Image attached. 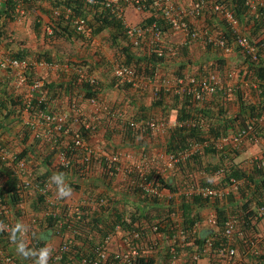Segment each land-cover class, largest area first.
I'll use <instances>...</instances> for the list:
<instances>
[{"label":"built area","instance_id":"2783aa9c","mask_svg":"<svg viewBox=\"0 0 264 264\" xmlns=\"http://www.w3.org/2000/svg\"><path fill=\"white\" fill-rule=\"evenodd\" d=\"M15 18H42L44 10L49 18L58 25H69L81 39L90 41V46L102 50L100 37L94 35L95 26L92 18L100 12L110 14L120 19L125 28L126 43L134 49L150 50L159 58L168 55L176 56L177 48L167 44L168 31L182 34L184 43L200 42L206 48H212L228 55L233 52V46L239 48L242 54L251 62L258 63L264 53V38L253 41L244 32L236 10L220 0H192L188 5H179L174 0H11ZM80 2L81 9L76 3ZM247 14L254 17H264V0H246ZM133 9L138 14L150 13L155 18L151 23L133 24L128 19V12ZM86 14V15H85ZM215 19L222 23L232 34V42L212 26L205 24L199 27L192 20ZM162 22V23H161ZM166 29V30H165ZM54 26L49 28L53 36ZM111 70L118 82L134 89L150 90L154 96L173 94L185 96L194 102L220 92L231 93L236 85L232 83L233 73H229L228 81L217 72L203 73L200 77L186 74L181 77H143L139 76L134 67L121 59L110 60ZM58 70L59 65L29 58H14L0 52V69L14 75V85L25 91L26 107L24 115L28 117L24 123L31 126L36 139H44L50 145L51 151H56L55 166L59 170H70L73 158L67 151L58 150L59 136L69 138L68 149L76 152L79 161L93 170L95 166L104 168L115 180L121 182L127 190H137L143 196L173 204L177 199L190 200L202 198L209 203L223 201L232 193H238L243 181L230 178L226 185L218 184L225 178L227 170L219 167L211 176L215 183L208 181L187 183L179 189L163 188L156 177L151 176L154 167L160 166L159 174L173 170L188 162L204 148L214 145L220 151L234 152L246 146L264 145V114L250 120L247 126L237 127L219 139L192 142L184 150L176 153H162L159 158L142 153L138 160L132 161L130 154H108L103 148L93 146L89 139L96 133L102 121L105 110L100 100L93 96L87 101H73L66 110L53 112L50 109H34L33 101L38 92L44 88L45 81L41 77L32 79V69ZM82 77L91 84H97L98 79L87 72ZM257 85V84H256ZM86 102V103H85ZM32 115H31V112ZM123 128L136 132L152 133L163 136L171 129L192 128L198 124L195 119L172 123L163 120L139 119L129 115L123 109L107 110ZM20 152L12 150L3 144L0 138V162L6 163L18 179L20 202L18 211L21 216L20 236L26 247L38 249L34 229L41 226L44 220H52L61 244L53 249L50 258L42 264H142V261L154 259V264H200L208 258L211 264H264V234L242 228L235 215H227L222 225L220 240L209 235L199 238L197 231H191L183 223V218L177 211L172 212L170 219H159L148 226L139 221L126 224L127 218L117 219L109 228L100 227L104 234L91 227V220L97 210L109 207L112 197L105 194L88 193L79 201L71 203L66 195H61L60 187L52 180L44 181L42 174L36 172L31 164L19 157ZM259 161V168L264 170V156L254 158ZM159 164V165H157ZM206 174L205 172H203ZM88 177L84 176L83 178ZM1 185V182H0ZM35 198H40V210L32 208ZM177 198V199H175ZM257 213L264 221V189L261 192V203ZM14 210L5 202L0 193V227L5 234L12 231ZM171 222L172 234L167 226ZM28 222V224H24ZM207 222L210 226H218V217L210 213ZM47 226V224L45 225ZM92 230V231H91ZM163 230V231H161ZM87 235L93 242L87 250L80 244ZM116 239L120 246L113 250ZM195 246L192 252L189 248ZM44 251V250H43ZM42 251L36 254L39 256ZM155 256H160L157 260ZM0 264H18L15 255L0 245Z\"/></svg>","mask_w":264,"mask_h":264},{"label":"trees","instance_id":"16d2710c","mask_svg":"<svg viewBox=\"0 0 264 264\" xmlns=\"http://www.w3.org/2000/svg\"><path fill=\"white\" fill-rule=\"evenodd\" d=\"M50 2L54 3V0H50ZM223 2H226L227 4L230 3L228 0H223ZM232 3L234 5L233 8L236 10L242 23V17L247 14V8L245 7L246 0H232ZM0 4V45H2L6 40H13V37L8 34L7 28L10 23L16 22L20 19L15 18L13 15V4L11 0H0ZM76 5L78 6L77 9L82 8L80 2H77ZM50 19L51 25L54 26L55 31L53 37L55 39L67 41L70 44H76L78 41L77 38L80 37L77 36V34L69 27V25H58L55 24V21L52 18ZM154 19L155 18H145L144 22L142 23H151L154 21ZM92 21L95 26L94 35L99 36L104 32H108L110 35V40L112 41V44L115 48L119 49L117 46H123L121 49L122 54L120 55V59L129 66L134 67L139 76L158 77L160 75L158 68L164 64L166 57L159 58L150 50H146L145 48L136 51L140 56L138 54H134V48L128 46V44H123L126 43L127 38L124 25L120 19L112 16L110 12H100L99 14H96L94 18H92ZM250 21H252V25L254 24L252 26L253 28L251 27L248 29V25L250 24L248 22L247 24H244L245 26H243V30L246 34L251 33V40L255 42L259 40V38H261V36L264 34V17L257 18L252 16ZM32 27L36 33L40 34V23H33ZM224 29V36L228 38L230 42H232V34L226 28ZM81 41L84 44L90 45V41L87 39H82ZM184 49L185 47L177 48V55L171 56L172 59H176L181 55H184ZM37 56L51 61L49 59L51 58L50 56ZM242 56L244 55L242 54ZM11 57L23 59L27 58V55L17 53L13 54ZM244 58V63L245 65L247 64V69L232 70L237 71V85L235 90L231 93L220 92L216 95L205 98L201 102H194L191 98L185 96H175L173 94L162 93L159 96L153 97L152 106L148 107L143 104V106L139 107L138 116L140 118L155 119V113L153 114L152 109H159L161 111L159 120L169 121L170 119H175L174 123L188 119H195L198 121V124L195 127H176L163 135L164 142H162L160 145L163 153H176L184 150L192 142L203 143L208 140L210 141L212 137L217 140L223 135L227 134L229 129L235 130L237 127L247 126L250 120L264 114V57H262L258 63L251 62L250 59L246 58L245 56ZM62 62L65 63L64 61H61V63ZM72 65V71L69 75H64L66 79L62 83L57 84L46 82L41 76V78L45 81V85L43 90L37 93V96L33 101L34 109H50L53 112H58L66 110L65 107H62L63 104L66 103L70 105L73 101H78V94L82 95L84 100L93 96L97 97L101 95L103 84L99 80L97 84L93 85L82 77L83 72H87L92 75V67L87 65V61L84 60L79 63H72ZM225 65L226 62L224 60H219L218 67L208 65L207 73L217 72L219 74L225 75L230 72L224 70ZM187 67V64H184L179 67L178 70L174 71L173 73L171 72V75L181 77L189 74L190 72L187 71ZM192 67H195L194 69L198 68V71L203 68L198 65ZM34 69L35 68L32 69V79L40 77L35 73ZM168 74L170 73H165L163 76H169ZM255 83L257 85L254 87ZM118 85H120V87L122 86V88L126 91L130 90V86L122 85L119 82ZM9 89L10 88L6 90L0 89V131L4 130L5 133L9 132L10 134H13V132L10 131L11 127L14 124L20 125L21 128L19 133L22 137V140L24 139V144H22L23 149L21 150L19 157L23 159L25 158L29 163L30 161L33 162V165L36 167H38V165L39 167L44 166L46 171H43L41 178L44 181H53L52 178L54 177V174L52 171L56 170V168L53 166L52 153L49 151L48 154H46V150H49L48 142L42 138L31 141L33 132L32 128L31 126H26L23 124V115L26 107V99L24 95L25 91L23 89H14L13 87L10 90ZM10 91L13 92L10 93ZM135 91L141 93L144 91L148 92V90L144 89H135ZM168 106L171 108H168ZM32 113H34L33 110L31 115ZM116 124L117 121H115L112 116H108V119H103L102 124L101 122L99 123L96 133L93 135H99V132H101L103 128L108 129L107 135L104 137L106 143L112 142L114 135L118 134L117 136L121 138V142L123 145H126V147L131 145L133 146V144L136 146L141 145V148H144L143 153L151 155L148 144L150 142H156V139L158 138L156 134L136 132L127 127L116 132L115 129H113L115 128ZM21 137H19V135L17 136L19 139H21ZM58 137L60 139L58 147L64 151H67L69 157L73 158L74 160L72 169H61V171H63L64 174H69L71 171L75 172V174L79 173L78 177L81 179H84V176L91 177L93 170H89L87 166L84 171L85 164L79 161L80 157L76 155V152L68 149L71 140L59 135ZM11 143H14V141H11ZM121 147L122 146H120V148ZM242 150H235L234 152L232 151L226 153L227 150H225V152L220 151L215 148L214 145H210L209 147L204 148L198 154L194 155L185 164L174 168V170L175 173L183 172L185 174L187 177L186 183L203 182L204 179H207L209 183L214 184L215 179H212L211 176L213 171L218 169L220 165H215L211 159L215 158L217 155H220V157L223 159L222 162H224L221 164V166L226 164L225 161H228V164L224 166L227 170V175L225 178H222L223 180L218 184L226 185L230 178H236L244 182L238 194H231L229 197L232 215H235L239 219V222L244 227V229L253 230L254 233H257L258 235L259 230L257 227L262 224L264 226V221L258 216L257 210L252 209L251 204L255 203L258 207L261 203V192L264 189V170L258 167L259 161H255L254 159L250 161L251 163L249 166H247L245 161L231 165L229 161L236 160L239 155L243 154ZM162 152L160 154L158 153L153 155V157L159 158V156L162 155ZM211 165L213 168L209 167ZM105 167L107 166L101 168V176L103 178L101 181L108 183L111 190L114 181H118L115 180L112 175H109V169L107 171L105 170ZM159 167L160 166H156L152 169L150 173L151 176L156 177L163 188H172V185L164 178V176L159 174ZM203 172L206 174H203ZM0 180V193L3 196L5 202L8 203L14 210L13 224H15L9 234H5L3 228L0 227V245L7 251L10 250V244L21 245L22 261L14 251H9L11 254L15 255V257L17 256L16 259L18 264H25L27 259L36 261L38 257L36 253L45 249L46 242L43 241V236H46L49 231L44 232V235H41L39 238L36 237L35 241H37L39 244L37 250H34L32 247L24 246L20 236L22 223L20 219L21 216L18 211V204L20 202L18 179L8 167V165L2 162H0ZM120 183L123 185L121 181ZM68 186L71 188L75 186V189H80V185L76 183H69ZM67 189L65 188V190ZM122 191L124 192V201L123 199H118V196L116 195H114V197L111 196V191L109 194H105L112 197V203L109 205V207L102 210H97V212L94 213V216H92L91 220V227L93 228V231L96 229L103 235L104 232L102 229H100V227L105 226L106 231L111 227L108 226L111 221H105L102 214L107 210H110L112 207L115 208L116 203L119 204L120 202L124 203L123 206H125V210L117 211L118 214H116V218H127L126 224H132L139 221L141 224L148 226L154 220H156V218L165 219L166 217L170 219L171 213L175 212V210L168 208V204L160 206L159 200L143 196L137 190L134 191L129 189L127 190V188H118V192L122 193ZM138 197L142 203H144L140 209H137L135 206L136 202L133 201V199ZM40 201V198H35L31 205L33 210H40ZM208 204L209 201L202 198H192L190 200L183 199L181 206L179 207L182 214L181 217L183 218V223L188 227V229L191 231L195 229V231H197L195 227L196 221L200 218V212L198 209L205 208L208 206ZM216 210L218 215V228L219 230H222V225L228 215V210L225 207L220 208L218 206L216 207ZM1 221L2 218L0 217V223ZM172 223L173 222L170 220V228L167 231L173 230L171 227ZM46 224L47 226H45ZM40 227H45V231L49 229L50 232L55 231V224L51 219L45 221L43 220ZM260 228H262V226ZM87 237L88 236L85 235L84 239ZM214 237L218 240L222 238L221 233L215 234ZM142 264H154V259H149L147 261L144 260L142 261Z\"/></svg>","mask_w":264,"mask_h":264},{"label":"crops","instance_id":"0c3cea01","mask_svg":"<svg viewBox=\"0 0 264 264\" xmlns=\"http://www.w3.org/2000/svg\"><path fill=\"white\" fill-rule=\"evenodd\" d=\"M223 2V0H220ZM174 2H176L179 5H188L192 2V0H174ZM229 5L231 7H233V3L232 0H228ZM226 3V2H225ZM1 5V4H0ZM249 14L244 15L243 21H242V27L245 26L244 24H247L248 22L250 23L248 25V29L251 28L253 25L251 24L252 21H250ZM152 18L150 17V13H144V14H138L136 13L133 9H130L128 12V19H131L132 21H135V18ZM138 21V20H137ZM194 22L195 25L202 27L205 24H208L210 26H212L213 28H215L216 31H218L219 33H223V29L224 26L222 25V23L216 21L215 19H201V20H192ZM40 23L41 27H40V34L36 33L32 27L33 23ZM51 26V19L49 18V15L47 13L43 14L42 18H24L22 20H17L16 22L10 23L8 26V34L10 36L13 37V40H6L4 41L3 45H8L5 47H2V45H0V52L5 55V56H12L13 54H23V55H27V58L34 60L35 58L37 61H45L48 63H56L59 65L58 70H52V69H42L40 67H35V73L38 76H42L44 78V80L46 82H51V83H62L65 81L66 77L64 75H69L70 72L72 71V63H79L82 61H87V65L89 67H92V75H94L102 84H103V89L101 92L100 96H97V98L100 100V102H102V104L105 107L104 112L102 113V121L101 124L103 122L104 118L108 119V115H107V110L110 109H121L120 107L117 106H113L110 105L106 99L105 96H107L106 92L107 91H112L113 89L118 90L119 93H121V95L125 96V93H129L130 91L134 90L132 87H129L130 90L126 91L122 88V86L120 87V85H118V80L114 77V74L112 73L111 70V64H110V60H112V58L114 57V53L117 54V58H120V55L122 54V51H120V48H105L102 50H98L95 49L93 47H91L90 45L84 44L81 40V38H77L78 41L76 42V44H70V46L63 47L59 44L58 39H55L53 36H51L49 34V27ZM253 28V27H252ZM222 30V31H221ZM225 30V29H224ZM37 37V39L40 41V46H35L32 43L28 42L25 43V38L24 36H26L28 33L30 35V38H32V33ZM172 32V31H171ZM103 34V33H102ZM99 35L97 37H101L102 36ZM172 36L171 38H169V40H167V44L176 48L179 47H185L184 49V55H181L179 58L176 59H172V57L170 55H168L170 57V59L168 60V56L166 57V61L164 62V64H162L158 70L159 73L164 75L165 73H171L174 72L176 70L179 69V67H181L184 64H187V71L190 72L189 74L194 75V76H202L203 73H207V69H208V65H212L211 63L215 60H223L221 59V57H218L220 55H222L223 57H230V62L234 61V62H239L241 63V65L239 66L240 69L242 70H246L247 69V64L245 65V58L244 56H242V52L239 50V48H237L236 46H233V52L230 55H226L221 51H216L212 48H206L204 46H202V44L200 42H195V43H184V36L182 34H178V33H173L172 32ZM251 34V33H249ZM264 38V34L263 36H261L260 39ZM9 42V43H8ZM43 42V44H42ZM12 45V46H10ZM109 51H114L113 56H110ZM136 51H139L137 49H135L134 54H138ZM221 52V53H219ZM37 55H45V56H50L51 58H49L51 61L46 60L43 57H38ZM139 55V54H138ZM187 55V56H186ZM140 56V55H139ZM263 57H264V53H263ZM61 61H64L65 63H61ZM209 62V63H207ZM102 63V64H101ZM105 63V64H104ZM237 63L234 64L232 67H234V69L237 68ZM107 64V66H106ZM198 65L200 67H203L201 70L198 71L197 69H194L195 66ZM87 66V68H88ZM227 67H231L229 66V64H226ZM225 66V67H226ZM108 67V68H107ZM231 67V68H232ZM164 73V74H163ZM112 74V75H111ZM111 75V76H110ZM111 79H110V77ZM14 75L12 73H8L7 71H4L2 69H0V89H8V88H14V89H18L16 88V86L14 85ZM235 85H237V81H233ZM242 84V82H241ZM9 89V90H10ZM13 91H10V93H12ZM25 95V94H24ZM79 101L83 102V101H87L88 99L84 100L82 95H79ZM125 100H128L126 97H123ZM122 100V99H121ZM129 102L132 100H128ZM86 103V102H85ZM132 105L134 106L136 103V100L134 99L132 102ZM152 105V104H151ZM68 104H63L62 107L68 108ZM142 104H140L139 107H141ZM168 108H171L170 106H168ZM159 110V109H158ZM160 111V110H159ZM161 112V111H160ZM158 116V115H157ZM116 121V120H115ZM169 121L171 122H175V119H170ZM116 130H122L123 126H121L119 124V122H117L115 128H113ZM107 131L108 129L103 128L101 132H99V135L96 134V136H100L103 135V140L104 137L107 135ZM232 130L229 129L228 133H230ZM8 139H12L15 137V134H10L8 133L7 135ZM12 137V138H9ZM118 140L121 141L120 137H118ZM118 141V142H120ZM91 143V140L89 141ZM111 143V142H109ZM59 145V144H58ZM113 145V142H112ZM134 145V144H133ZM114 146V145H113ZM122 150H125L124 148L130 150L132 145L129 147H126V145H121ZM136 146V145H134ZM149 148L154 149L155 151L158 150L159 147L156 146V143L154 142H150L148 144ZM264 147V146H262ZM58 150H60V148H57ZM151 150V149H150ZM53 151V150H52ZM49 150H46V154H48ZM154 152V151H152ZM162 152V151H161ZM53 153V152H50ZM159 152H154V154H158ZM246 156L244 158H242L241 160H238L240 157H242L243 155H239L237 157L236 160L234 161H229V163L231 165L237 164L238 162L241 161H245V163H247V166L250 165V161L253 159V157L258 158V157H262V155L264 156V152L262 154H260V148L259 146H253L252 148L248 149L247 152L245 153ZM244 154V155H245ZM55 155H56V151H54V156H53V166L54 168H56L55 166ZM222 158L220 157V155L215 156V158H213L211 161H213V163L215 165H220V167H224L228 164V161H225L226 164H224L223 166H221V164H223L224 162H222ZM211 168H213V166H209ZM46 171L44 166H41L39 168V171ZM169 172H172V174H169ZM52 173L54 174L53 182H55L57 185H59L61 188L65 187L66 189L68 188L69 183H76L80 185V194L78 193H74L73 196H70L67 194V199H71V197H74L71 203H74L73 201H77L78 199L83 197V193L86 192V194L89 193V191L87 192V190H92L95 193L94 194H105L106 192H110V195L114 197V195L118 196V199H125L124 197V192L122 191V193L118 192V188H123L126 189L124 185H118L120 182H115L112 185V189L110 190V185H108V183H106L105 188H106V192H102V189L104 187V183L101 181V179L103 180V178H99L97 180H88L86 181L85 179H81L78 177L79 173L75 174V172L71 171L69 174H64L63 171L59 170L56 168V170L52 171ZM204 174V173H203ZM164 178L172 185L173 189H179L181 186L187 184L186 180L187 177L185 176V174L183 172L180 173H175V170H170L164 173ZM223 179L221 178L219 180V182H221ZM119 181V180H117ZM207 181V179H204L203 182ZM103 184V185H102ZM96 187L98 188V190H96ZM67 191H69V189H67ZM101 192V193H100ZM232 194H238V193H232ZM69 196V197H68ZM127 196V195H126ZM231 195H229L230 197ZM128 197V196H127ZM229 197L223 201H215V202H211L208 204V206H206L205 208H200L198 209L200 212V218L199 220L196 221V229H197V235L199 238H204L207 237L209 235H212V237H214L215 234H218L220 232H222L221 230H219L218 226L217 227H213L210 226L207 222L208 216L210 215V213H215L217 215V210L216 207H220V208H227L228 210V215L232 214V210H231V206L229 203ZM239 198V196H238ZM237 198V199H238ZM177 199V198H175ZM129 200H130V196H129ZM135 203V206L137 207V209H140L142 207V205H144V203H142V201L138 198L133 199ZM183 199H177V201H175L173 204L169 203L168 208H171L172 210H175L178 212L179 215H182L180 212V207L181 203H182ZM160 202V201H159ZM120 202L119 204L116 203L115 208L112 207L110 210H107L105 213L102 214L104 220L106 221H111V223L108 224V226H112L115 223L116 220V214H118L117 211H123L125 210V206H123L124 203ZM167 204V203H166ZM160 206L165 205V203L160 202L159 204ZM252 209L257 210V206L255 203L251 204ZM230 208V209H229ZM197 210V211H198ZM226 210V209H225ZM218 217V215H217ZM156 220H159L158 218H156ZM156 220H154L153 222H155ZM262 226V228H260ZM41 227L37 228V230L39 231ZM45 227H42V236L44 235V232H48L49 233L46 236H43V241L46 242L45 244V249L43 253H48L51 256V252L53 251V249L58 248L61 244V238L59 236L56 235V233L54 232H50V229L45 231L44 229ZM167 230L170 228V226L168 225ZM242 228H244L242 226ZM257 229L259 230V233L264 232V226L263 224L260 225L259 227H257ZM168 233H170V235L172 234V231H168ZM41 237V236H40ZM83 244H80L82 249L87 250V248L91 247V245L93 244V242H95V240L90 241L89 238H85V241ZM24 246L26 247V245L24 244ZM53 246V247H52ZM120 246V240L116 239L114 245H113V250H117L118 247ZM195 246H191L189 248V252H192L194 250ZM10 250L14 251L16 253L17 256L20 257V260L22 261V248L20 244H10ZM9 250V251H10ZM18 257V258H19ZM160 256H155V258L158 260ZM248 260L247 262H245L246 264H248ZM25 264H34V262L32 263V261L30 259H27ZM200 264H211V261L208 258H204L202 259V261L200 262Z\"/></svg>","mask_w":264,"mask_h":264},{"label":"rangeland","instance_id":"374dc122","mask_svg":"<svg viewBox=\"0 0 264 264\" xmlns=\"http://www.w3.org/2000/svg\"><path fill=\"white\" fill-rule=\"evenodd\" d=\"M184 1V0H183ZM135 21H132L131 19H129V21L131 22V23H133V24H141L142 22H144V20H145V18H135L134 19ZM138 20V21H137ZM32 33V32H31ZM173 34H172V32L171 31H168L167 32V35H166V41L167 40H169V38H171V36H172ZM250 38H251V36H252V34H247ZM24 38H25V43H28V42H30V43H32L33 45H35V46H40V41L37 39V37L32 33V38H30V35H29V33L26 35V36H24ZM100 39H101V42H102V45H103V49H105V48H114V46H113V44H112V41L110 40V35H109V33L108 32H104L103 34H102V36L100 37ZM258 41V40H257ZM58 42H59V44L58 45H60L61 44V46H63V47H68V46H70V43L69 42H67V41H63V40H58ZM4 44V43H3ZM2 44V47H5V46H8V45H3ZM42 44H43V42H42ZM10 46H12V45H10ZM117 47H119L120 48V51H121V49H122V47H121V45L120 46H117ZM109 53H110V56H113V53H114V51H109ZM219 53H221V52H219ZM115 55H114V57L112 58V59H120V58H117V54L116 53H114ZM219 56L218 57H221V59H223L225 62H226V64L228 63L229 64V66H233L234 64H236L237 62H234V61H232V62H230V57H226V56H222V55H220V54H218ZM228 55H230V54H228ZM170 58H168V60H169ZM36 60V59H35ZM207 63H209V62H207ZM213 66H217L218 67V60H215V61H213L212 63H211ZM241 65V63H237V68L236 69H234V67H227L226 65V67L224 68V70H226L227 72L228 71H230L229 73H233L234 74V78L232 79V83H233V81H237V79H236V77H237V71H232V70H237V69H240V66ZM241 70V69H240ZM173 73V72H172ZM172 73H170V74H168L169 76H163L162 74H160L158 77H176V76H174V75H171ZM229 73H227V74H220L221 76H222V78L224 79V80H227L228 81V75H229ZM164 74V73H163ZM112 75V74H111ZM110 75V76H111ZM109 76V77H110ZM143 77H146V76H143ZM110 79H111V77H110ZM256 86V83L254 84V87ZM145 92V91H144ZM141 93V92H138V91H134V90H132V91H130L129 93H125V96H123V95H121V93H119L118 92V90H116V89H113L112 91H107L106 92V94H107V96H105V99H106V101L110 104V105H113V106H117V107H120L121 109H123L126 113H128L129 115L131 114L132 116H135L136 118H140L138 115H139V112H138V110H139V106H140V104H142V106H143V104H145V106H148V107H150V106H152L151 104H152V100H153V97H154V94L150 91V90H148V92H145V93ZM123 97H126L128 100H136V102H138V103H136L134 106L132 105V101H128V100H125ZM122 99V100H121ZM152 112H153V114L155 113V120H159V118H160V116H161V113H160V111L158 110V109H152ZM156 114L158 115V116H156ZM23 124L25 125V123H24V121H25V119H27L28 117H26L25 115H23ZM27 126V125H26ZM20 128H21V126L20 125H18V124H14L12 127H11V129H10V131H12L14 134H15V137L14 138H12V137H9V138H12V139H8L7 138V134L9 133V132H6L5 133V131L4 130H1L0 131V138H1V141L3 142V144H5V146H7L8 148H11L12 150H15V151H18V152H21V150L23 149V146H22V144H24V139L22 140V137L20 136V133H19V130H20ZM119 130H116V132H118ZM115 132V133H116ZM114 133V134H115ZM19 135V137H21V139H19V138H17V136ZM118 134H115L114 135V139L112 140V142H113V145H112V142L111 143H106L105 142V140H103L102 138H103V135H100V136H96V135H93L90 139H89V141L91 140V144L93 145V146H96V147H102L103 148V150L105 151V152H107L108 154H115V153H121V154H130V155H132L133 156V159H132V161H135V160H138L139 159V157L141 156V154L143 153V150H144V148L142 147L141 148V145L139 146H132L131 147V149L130 150H128V149H126V148H124L125 150H122V148H120V146L122 145V142L120 141V140H118V137L119 136H117ZM17 138V139H16ZM36 137H35V135L33 134V132H32V137H31V141L32 140H34ZM157 138V137H156ZM213 138V137H212ZM121 139V138H120ZM155 140V139H154ZM11 141H14V143H11ZM118 141H120V142H118ZM150 142V141H149ZM162 142H164L163 141V136H158V138L156 139V142H154V143H156V146L157 147H159L158 148V150L157 151H155L154 149H152V148H149V152L151 153V155L153 156V155H155L154 154V152H159V154L161 153V151H162V149H161V144H162ZM264 146V145H263ZM149 147V146H148ZM253 146H246L245 148L247 149H250V148H252ZM259 148H260V154H262L263 152H264V147H262V146H259ZM151 149V150H150ZM244 149V148H243ZM246 149H244V150H242L243 151V156L242 157H240L238 160H241L242 158H244L245 156H246V152H247V150ZM49 151L50 152H54V151H51V149H50V145H49ZM152 151H154V152H152ZM163 153V152H162ZM245 154V155H244ZM52 156H54V154L52 153ZM235 156H236V154H235ZM263 156V155H262ZM255 157H253V159H254ZM212 160V159H211ZM243 160V159H242ZM30 164H31V166L36 170V172H38L39 174L41 173H43V170L42 171H39V165H38V167H36V166H34L33 165V162H31L30 161ZM169 174H172V172H169ZM99 178H102V176H101V168L99 167V166H95L94 167V169H93V173L91 174V177H85L84 179L86 180V181H88V180H90V179H93V180H97V179H99ZM120 181H122V180H120ZM120 181H118V182H120ZM0 182H1V180H0ZM104 183V187L103 188H101L102 189V192L104 193V192H106V188H105V185H106V182H103ZM121 183H119L118 185H120ZM103 185V184H102ZM68 189H69V191H68V195H70V196H73V194L74 193H79L80 194V190L77 188V189H75V186H73L72 188L71 187H69L68 186ZM96 190H98V188L96 187ZM89 191V193H95L94 191H92V190H87V192ZM101 193V192H100ZM107 194H109V192H106ZM105 193V194H106ZM85 194H86V192L85 193H83V195L85 196ZM69 197V196H68ZM73 198L74 197H71V199H67V195H66V199L69 201V202H72V200H73ZM80 199H78L77 201H79ZM77 201H73V202H77ZM162 203H165L166 204V202L164 201V202H162ZM166 216V215H165ZM161 219V218H160ZM24 224H28V222H24ZM34 236H35V238L36 237H40L42 234H41V232H42V229L40 228V230L38 231L37 229H34ZM262 234H264V232H261ZM53 247V246H52ZM56 248V247H55ZM44 251H42L41 253H40V255L37 257V260L36 261H34V260H31L32 261V263L34 262V264H42L43 262H46L49 258H50V254H48V253H43ZM17 257V256H16Z\"/></svg>","mask_w":264,"mask_h":264},{"label":"clouds","instance_id":"9594fccd","mask_svg":"<svg viewBox=\"0 0 264 264\" xmlns=\"http://www.w3.org/2000/svg\"><path fill=\"white\" fill-rule=\"evenodd\" d=\"M44 13H48V11H47V10H44ZM22 19H24V18H22ZM22 19H21V20H22ZM50 27H51V26H50ZM50 27H49V28H50ZM123 44L125 45V43H123ZM121 47H123V46L121 45ZM133 89H134V88H133ZM118 109H119V108H118ZM114 110H115V109H114ZM139 119H142V118H139ZM145 119H152V118H145ZM153 120H155V119H153ZM169 122H171V121H169ZM156 136H157V135H156ZM35 139H36V138H35ZM60 194H61V195H67V194H68V191L62 188V189L60 190Z\"/></svg>","mask_w":264,"mask_h":264}]
</instances>
